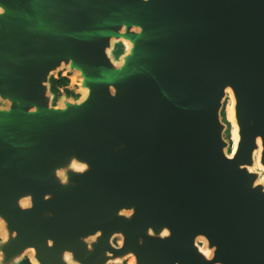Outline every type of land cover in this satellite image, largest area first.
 <instances>
[{
  "label": "water",
  "instance_id": "95a60500",
  "mask_svg": "<svg viewBox=\"0 0 264 264\" xmlns=\"http://www.w3.org/2000/svg\"><path fill=\"white\" fill-rule=\"evenodd\" d=\"M0 264H264V0H0Z\"/></svg>",
  "mask_w": 264,
  "mask_h": 264
},
{
  "label": "trees",
  "instance_id": "16d2710c",
  "mask_svg": "<svg viewBox=\"0 0 264 264\" xmlns=\"http://www.w3.org/2000/svg\"><path fill=\"white\" fill-rule=\"evenodd\" d=\"M66 82H67V78H61V79L58 81L59 85H65Z\"/></svg>",
  "mask_w": 264,
  "mask_h": 264
},
{
  "label": "rangeland",
  "instance_id": "374dc122",
  "mask_svg": "<svg viewBox=\"0 0 264 264\" xmlns=\"http://www.w3.org/2000/svg\"><path fill=\"white\" fill-rule=\"evenodd\" d=\"M62 78H67V77H62ZM70 82H71V78L69 77V78H67L66 84H69Z\"/></svg>",
  "mask_w": 264,
  "mask_h": 264
}]
</instances>
